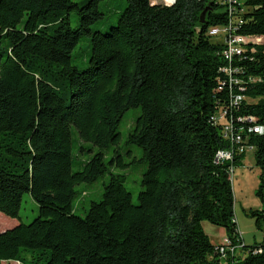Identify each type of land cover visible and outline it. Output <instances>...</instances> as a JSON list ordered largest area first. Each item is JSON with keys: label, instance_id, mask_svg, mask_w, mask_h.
I'll list each match as a JSON object with an SVG mask.
<instances>
[{"label": "trees", "instance_id": "16d2710c", "mask_svg": "<svg viewBox=\"0 0 264 264\" xmlns=\"http://www.w3.org/2000/svg\"><path fill=\"white\" fill-rule=\"evenodd\" d=\"M101 1L0 0V213L19 219L25 193L38 207L0 232V264H264V240L244 244L234 217L244 154L216 163L233 145L226 126L243 131L260 170L262 208L248 215L264 230V134L248 131L264 126V0H126L106 31L91 27ZM214 27L246 39L243 53L227 59ZM87 35L79 69L72 51ZM132 108L126 141L146 166L136 203L104 157ZM83 143L98 149L87 160L74 155ZM106 173L101 199L77 214L76 186ZM206 221L225 230L223 253Z\"/></svg>", "mask_w": 264, "mask_h": 264}, {"label": "rangeland", "instance_id": "374dc122", "mask_svg": "<svg viewBox=\"0 0 264 264\" xmlns=\"http://www.w3.org/2000/svg\"><path fill=\"white\" fill-rule=\"evenodd\" d=\"M79 3L82 0H72ZM163 1V0H162ZM221 2V0H218ZM159 1L158 3H160ZM166 3H168L165 0ZM126 0H102L99 8L103 12L101 19L91 25L92 29L106 31L110 24L114 23L117 19L119 12L126 6ZM74 11L71 10L70 21L72 26H76L77 20L74 16ZM222 29V27H219ZM87 36L80 38L75 48L72 51V60L74 65L79 69H83L88 66V53L89 43ZM213 40H220L223 42V34L213 36ZM139 113V108L130 109L122 118L119 124L120 139L116 145H112L109 149L104 150V157L107 162L113 160L112 164H109L110 172L123 173L126 175L125 186L132 192L133 202H137V196L141 190V177L145 170V163L140 161L141 150L139 147L127 143V134L131 125L132 119ZM77 145V144H76ZM85 150L80 151L77 146L74 147V155L79 159L87 160L92 154L98 151L97 147L83 143ZM116 153H119L125 167L117 166ZM74 169H79V166H74ZM259 168L255 165L254 151H246L239 163L234 167L233 173L230 175L231 188L234 198V217L237 223L243 243L246 245H252L254 243H261L264 240V230L256 228L254 219L249 217V210H260L262 208L259 199L256 196V188L258 185ZM109 180V174L101 176L97 180L89 184H80L76 186V190L79 193L78 197L74 200V209L79 215H84L85 210L88 209L92 201H98L102 197L104 184ZM38 213V207L32 197L25 193L22 197L21 207L19 210V219L11 218L0 213V232L4 231L19 222L28 223ZM205 223L204 232L211 237V228L214 226ZM17 264V263H11Z\"/></svg>", "mask_w": 264, "mask_h": 264}, {"label": "built area", "instance_id": "2783aa9c", "mask_svg": "<svg viewBox=\"0 0 264 264\" xmlns=\"http://www.w3.org/2000/svg\"><path fill=\"white\" fill-rule=\"evenodd\" d=\"M169 5H171L172 0H168ZM227 3L232 4L237 2V0H226ZM227 30L225 28L220 29L219 27H214L209 30V35L211 36H217L218 34H225ZM223 43L226 46V50L224 52V56L227 59H230L234 55H241L244 51V45L247 43L246 39L236 36V35H224ZM226 72H229L225 69ZM239 100V98H237ZM249 133H255V134H264V126L255 125L252 128H249ZM243 131L240 132H234L230 129L229 126H226L225 128V134L224 137L229 139L232 147L229 149L220 150L216 154V163H221L224 161H231L234 157V155H240L245 154L246 151L253 150L251 145H245L243 142L245 140H242L241 134ZM233 173V170L231 171V174ZM224 246L220 248V252L223 253L224 248H227L229 242L227 238L224 239V241L221 243ZM231 251H234L231 249ZM230 264V263H225Z\"/></svg>", "mask_w": 264, "mask_h": 264}, {"label": "crops", "instance_id": "0c3cea01", "mask_svg": "<svg viewBox=\"0 0 264 264\" xmlns=\"http://www.w3.org/2000/svg\"><path fill=\"white\" fill-rule=\"evenodd\" d=\"M202 227H203V229H205V223L204 222L202 223ZM210 236H211L209 238L210 242L214 245H217V244H220L224 241V239L226 238V233H225V230L223 228L214 226L213 228H211V235ZM234 255L236 256V258H238V257H243L244 253L239 248H236L234 251Z\"/></svg>", "mask_w": 264, "mask_h": 264}, {"label": "water", "instance_id": "95a60500", "mask_svg": "<svg viewBox=\"0 0 264 264\" xmlns=\"http://www.w3.org/2000/svg\"><path fill=\"white\" fill-rule=\"evenodd\" d=\"M208 9H209V6H206L205 9L203 10V12L201 13V15H200V22L201 23L204 22V17H205V14H206Z\"/></svg>", "mask_w": 264, "mask_h": 264}]
</instances>
